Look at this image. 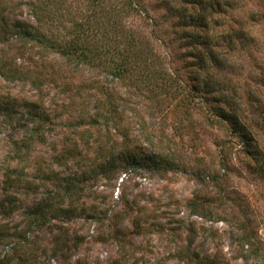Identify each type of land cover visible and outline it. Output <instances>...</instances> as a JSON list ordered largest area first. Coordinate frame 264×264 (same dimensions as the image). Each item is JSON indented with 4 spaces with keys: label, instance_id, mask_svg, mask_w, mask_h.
Listing matches in <instances>:
<instances>
[{
    "label": "rangeland",
    "instance_id": "1",
    "mask_svg": "<svg viewBox=\"0 0 264 264\" xmlns=\"http://www.w3.org/2000/svg\"><path fill=\"white\" fill-rule=\"evenodd\" d=\"M49 1L42 32L60 40L100 6ZM132 1L125 25L182 84L219 85L248 148L197 104L157 101L23 38L12 25L35 24L45 3L0 0V57L30 70L0 76V231L14 234L0 256L16 243L9 264H264V0ZM199 17L223 66L188 53Z\"/></svg>",
    "mask_w": 264,
    "mask_h": 264
},
{
    "label": "trees",
    "instance_id": "2",
    "mask_svg": "<svg viewBox=\"0 0 264 264\" xmlns=\"http://www.w3.org/2000/svg\"><path fill=\"white\" fill-rule=\"evenodd\" d=\"M48 1L38 0L39 3L45 4H39L33 8L32 17L35 24L24 21L12 25L13 28L19 27L21 32L24 29L23 33L20 32L23 38L28 37L27 40H34L40 46L50 48L61 57L102 66L118 81H126L130 86L157 101L172 99L181 102L184 106L197 104L209 115L211 122L222 123L226 128H230L231 133L242 141L245 148H248L246 139L244 140L242 137L244 135V131L240 128L242 125L236 121L238 115L234 110L235 101L233 104L219 85L207 79H192L190 86L182 84L174 74L159 65L158 58L149 44L138 38L136 32L125 25V20L129 14L140 13L136 2L132 0H106L104 3L102 0H95L94 2L100 3V6L96 7L97 9L93 10L88 18L78 24H81L83 29H78L71 38L60 40L53 35L48 36L42 32L43 17L49 14ZM219 6L222 7V5ZM201 8L204 11L208 10L205 5ZM105 14L107 20L104 31L103 28L95 26L94 23H97L98 18H102ZM197 22L203 35L200 40L201 45L197 43L200 47L196 50L197 46L195 47L194 43L200 37V31L196 25V28L189 33L190 43L195 48L188 50V53L197 60L198 65L200 61H203L205 64L212 62L223 66L224 63L217 57L211 45L212 39L205 31L206 19L199 17ZM92 25H94L92 30L87 32V28ZM241 28L240 23L234 25L233 30L225 38L233 40L232 36L236 34L235 30L239 32ZM99 35L104 39L107 38L109 42L99 40ZM106 44L108 46H106L105 51H102L101 46ZM114 55L117 56V59H114ZM193 62L188 61V64ZM0 76L5 80L27 79L30 78V70H24L16 66L12 60L0 57ZM32 81L37 83L34 79ZM192 209L194 213L204 215L196 207L193 206ZM11 211L12 209H7L6 214L11 213ZM35 214L40 216L34 211L33 217ZM1 228H4V225H0ZM24 232V242H29L26 233L30 234L31 232L29 229ZM13 235L8 230L0 231V243L7 242ZM241 242L243 246L251 244L246 238ZM18 247V244H12L10 251L0 256V264H9L14 259L12 255L17 252Z\"/></svg>",
    "mask_w": 264,
    "mask_h": 264
}]
</instances>
